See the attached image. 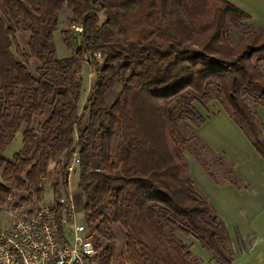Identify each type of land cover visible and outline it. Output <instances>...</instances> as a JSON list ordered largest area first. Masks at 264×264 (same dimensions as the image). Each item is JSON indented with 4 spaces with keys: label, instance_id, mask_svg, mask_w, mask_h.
<instances>
[{
    "label": "trees",
    "instance_id": "1",
    "mask_svg": "<svg viewBox=\"0 0 264 264\" xmlns=\"http://www.w3.org/2000/svg\"><path fill=\"white\" fill-rule=\"evenodd\" d=\"M63 9L70 12V27L80 31H60L68 55L58 59L52 32ZM248 19L227 0H0V209L21 191L27 196L20 202H38L48 162L63 154L53 201L58 184L70 196L65 171L76 158V188L97 264H111L109 225L123 232L127 264H190L191 253L175 232L193 238L219 264H230L224 226L197 195L182 154L192 146L189 153L215 182L200 155L210 154L224 181L237 186L231 170L188 130L202 122L193 104L215 100L264 160L260 124L245 99L264 105L258 68L264 30L234 45L226 40ZM16 33L28 34L26 51L17 46ZM87 59L91 81L78 114ZM29 60L38 65L35 77L27 71ZM36 116L44 117L37 131L31 128ZM19 131L20 148L5 159ZM97 237L105 239L102 249Z\"/></svg>",
    "mask_w": 264,
    "mask_h": 264
},
{
    "label": "crops",
    "instance_id": "2",
    "mask_svg": "<svg viewBox=\"0 0 264 264\" xmlns=\"http://www.w3.org/2000/svg\"><path fill=\"white\" fill-rule=\"evenodd\" d=\"M227 1L248 16L251 26L264 29V0ZM260 66L264 76V62ZM193 107L202 118L200 124L192 125L194 134L231 170L237 186L217 176L214 182L193 156L185 153L182 156L187 175L197 195L209 204L224 226L232 253L230 264H264V160L217 101L194 103ZM252 111L264 141V105H254ZM16 134L20 141V133ZM173 235L202 262L211 259V254L193 238Z\"/></svg>",
    "mask_w": 264,
    "mask_h": 264
},
{
    "label": "rangeland",
    "instance_id": "3",
    "mask_svg": "<svg viewBox=\"0 0 264 264\" xmlns=\"http://www.w3.org/2000/svg\"><path fill=\"white\" fill-rule=\"evenodd\" d=\"M70 16H71L70 12L67 11L66 9H63L57 16L56 30L54 32H52V42H53V46H54V52H55V56L58 59H62L68 55V52H67V50L64 46V43L61 39L60 31L70 30V31H72V33L75 36H77V34H78V32L75 31L76 27H70V25H69ZM99 18L101 21V18H102L101 15H99ZM241 24H242L241 27H239L238 29H235V30L231 29L228 36L226 37V40L230 45H234L237 42V40L246 33H251V32L252 33H260L264 30V29L254 28L247 21H243ZM15 40H16V44L19 47V49L22 51H26L28 34L27 33H16L15 34ZM76 42H77V40H74V43H72L73 49H75V47H76ZM10 52L13 55V57L16 59L13 46L10 48ZM261 63H263V62H260L258 64L259 70L261 67L260 66ZM87 65L88 64L83 62L81 65V69H80V75L79 76L81 78V89H80V94H79V98H78V102H77L78 114L81 112L82 107L84 105V102L86 99V94H87V91L89 89L90 81H91V78L88 74ZM37 66H38L37 63L33 60H29L28 63L26 64L27 71L34 77H35V69ZM118 92H119V88H115L114 91L106 97L105 100H106L107 105H110L113 102V100L116 98ZM245 99L247 101L248 106L252 109L254 107L253 99L250 97H246ZM43 119H44V117H38V116L34 117L31 121V128L34 129L35 131H37L38 126L42 122ZM86 119H87L86 116H84L82 119V126L85 125ZM181 125L182 124H180V133L186 132L187 130H185V129L183 130ZM21 129H22V127H21ZM190 129L192 130V124H189L188 130H190ZM18 133H20V131ZM19 143H20L19 135L15 134L12 141L5 148V155H3V153H2V157H4L5 159H10V157L13 154H15L17 152V150L20 148ZM192 149H193L192 146L189 147V150L184 151L183 154L186 153L188 155H191L189 153V151H191ZM195 151H196V148H195ZM200 155H201V158L207 163V165L209 167V172L214 174L215 177L217 176V178H220L223 180L226 178V174H225L224 170L216 164L215 157L211 156L210 154H208L206 152H201ZM63 162H64L63 154L57 155L52 162H48L46 174L44 177H42L40 179V182H39V186L42 189V196L38 202H35L34 200H32V202H30V203L20 202L19 201L20 198H25L27 196L26 191H21L19 193H13V195L8 199L6 204L0 209V229L7 227V225H9V223L11 222V218H10L9 214L14 216L20 212L32 210L38 206L46 205V204H49L51 201H53L52 185L54 183H58V181H59V176L63 171ZM65 173L68 176V189L70 191V196H71L72 201L74 203V206L77 210L78 217L80 218V223H81V220H82V212H81L82 198L80 197V193L76 188L77 179H78V167H77L76 158L71 159L70 164L66 168ZM61 194H63V191H62L60 185L58 184V190L56 193V197H57V195H61ZM13 204L17 205L15 209H12ZM104 213L107 214V212L105 210H104ZM109 230L112 234L113 244H114V251L112 254L111 264H127L122 259L123 258L122 254H123V250H124L123 249L124 240H123L122 230L118 226H115V225H109ZM90 233L92 234V232H90ZM174 234H176L177 237H178V235L180 237H184L183 235H181L178 232H175ZM96 239L98 241L99 248L102 249L106 244L105 239L103 237H97ZM189 263L190 264H193V263L194 264H219L212 257L209 261L202 262L201 260L196 258L195 255H192V254H191V260L189 261Z\"/></svg>",
    "mask_w": 264,
    "mask_h": 264
},
{
    "label": "built area",
    "instance_id": "4",
    "mask_svg": "<svg viewBox=\"0 0 264 264\" xmlns=\"http://www.w3.org/2000/svg\"><path fill=\"white\" fill-rule=\"evenodd\" d=\"M9 216V225L0 229V264H97L98 250L71 196L57 195L49 204Z\"/></svg>",
    "mask_w": 264,
    "mask_h": 264
},
{
    "label": "water",
    "instance_id": "5",
    "mask_svg": "<svg viewBox=\"0 0 264 264\" xmlns=\"http://www.w3.org/2000/svg\"><path fill=\"white\" fill-rule=\"evenodd\" d=\"M71 43H74L73 37H71Z\"/></svg>",
    "mask_w": 264,
    "mask_h": 264
}]
</instances>
